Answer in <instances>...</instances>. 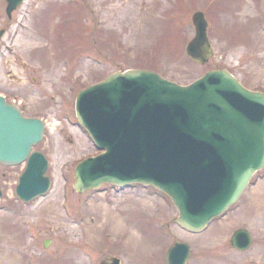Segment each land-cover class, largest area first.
Listing matches in <instances>:
<instances>
[{
    "label": "rangeland",
    "instance_id": "1",
    "mask_svg": "<svg viewBox=\"0 0 264 264\" xmlns=\"http://www.w3.org/2000/svg\"><path fill=\"white\" fill-rule=\"evenodd\" d=\"M195 12L213 49L203 65L184 52ZM0 28V95L43 122L34 149L50 180L45 195L23 204L14 195L19 167L0 166V264H165L175 241L191 248L186 264H264V166L195 236L176 227V210L152 188L72 189L76 163L96 154L74 99L108 75L147 70L184 86L220 69L264 93V0H24L10 19L0 3ZM238 229L250 235L247 251L230 247Z\"/></svg>",
    "mask_w": 264,
    "mask_h": 264
},
{
    "label": "water",
    "instance_id": "2",
    "mask_svg": "<svg viewBox=\"0 0 264 264\" xmlns=\"http://www.w3.org/2000/svg\"><path fill=\"white\" fill-rule=\"evenodd\" d=\"M4 1L9 16L23 0ZM192 24L195 35L185 52L203 65L212 55L207 25L198 12ZM74 110L103 151L76 165L74 192L83 194L102 184L150 186L170 199L177 211L175 223L188 233L201 232L234 204L264 165V94L243 88L224 70L209 71L187 86L144 70L119 71L81 90ZM42 132L41 121L23 118L0 97V164L25 161L15 188L23 202L49 188L47 161L32 151ZM230 242L245 250L249 236L239 230ZM188 255L187 244L176 242L165 262L185 264Z\"/></svg>",
    "mask_w": 264,
    "mask_h": 264
},
{
    "label": "flooded vegetation",
    "instance_id": "3",
    "mask_svg": "<svg viewBox=\"0 0 264 264\" xmlns=\"http://www.w3.org/2000/svg\"><path fill=\"white\" fill-rule=\"evenodd\" d=\"M2 4V8H4V6H5V4L2 2L1 3ZM1 31H3V30H1ZM3 33H4V31H3ZM3 35V34H2Z\"/></svg>",
    "mask_w": 264,
    "mask_h": 264
},
{
    "label": "bare ground",
    "instance_id": "4",
    "mask_svg": "<svg viewBox=\"0 0 264 264\" xmlns=\"http://www.w3.org/2000/svg\"><path fill=\"white\" fill-rule=\"evenodd\" d=\"M245 8H248V7L245 6ZM129 18H130V17H129ZM130 19H132V18H130ZM245 189H246V188H245ZM201 234H202V233H201Z\"/></svg>",
    "mask_w": 264,
    "mask_h": 264
}]
</instances>
